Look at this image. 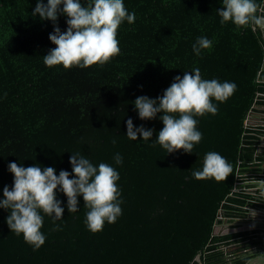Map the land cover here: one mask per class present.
<instances>
[{
	"label": "trees",
	"instance_id": "obj_1",
	"mask_svg": "<svg viewBox=\"0 0 264 264\" xmlns=\"http://www.w3.org/2000/svg\"><path fill=\"white\" fill-rule=\"evenodd\" d=\"M37 3L0 0V199L3 188L13 186L10 162L54 167L59 175L72 172L70 157L79 154L119 173L122 214L93 233L83 197L70 213L57 190L63 218L41 210L45 243L34 250L12 233L10 210L0 208V264H245L255 232L241 222L249 209H264V126L250 119L251 111L264 113L260 26L222 24L216 11L222 0H124L136 19L118 28L119 54L66 69L46 66L43 56L56 47L49 39L54 27L66 31L68 18L60 14L54 25L34 17ZM256 3L257 15L264 14V0ZM199 37L212 46L196 55ZM196 68L202 79L237 87L224 102L212 98L215 115L193 117L202 139L192 153H168L155 141L162 114L141 120L133 102L162 96L175 77ZM128 119L154 129L152 139L130 140ZM209 152L230 164L226 179L193 177ZM224 223L228 230L215 228Z\"/></svg>",
	"mask_w": 264,
	"mask_h": 264
},
{
	"label": "clouds",
	"instance_id": "obj_2",
	"mask_svg": "<svg viewBox=\"0 0 264 264\" xmlns=\"http://www.w3.org/2000/svg\"><path fill=\"white\" fill-rule=\"evenodd\" d=\"M222 5L221 9L216 10L222 18V24L231 21L237 27L249 24L264 27V14L257 15L256 0H222ZM261 12L264 13V10ZM60 14L68 18L67 30L63 32L56 25ZM32 15L56 25L54 32L49 35L56 47L43 56L45 65H63L66 69L107 63L120 51L118 28L123 21L132 24L136 19L134 12L128 13L124 0H87L86 7L81 0H47L46 4L44 0H38ZM211 46V40L199 37L193 44V51L200 55L201 49ZM236 87L233 82L202 79L200 70L196 68L192 72L184 71L182 77H175L162 96L156 99L139 96L133 103L141 120L155 119L158 114H162L159 119L163 128L155 141L168 153L179 150L192 153L194 144L202 139V133L197 130V120L193 117L205 113L215 115L218 109L212 103V98L224 102L234 94ZM126 123V136L130 140H139L141 136L144 141L152 139L154 129H146L143 125L135 127L132 119ZM115 162L122 163L119 154L115 156ZM70 163L72 172L61 170L59 175L54 167H24L16 162L8 165L14 181L11 188H3L0 208L10 210L7 217L9 228L12 233L22 234L25 242L33 245L34 250L45 243V236L41 232V210L49 216L54 215L55 219L63 218V202L57 199V190L67 197L70 213L79 210L78 198L83 197L89 209L86 225L93 233L101 231L105 221L115 223L122 214L117 187L119 173L113 167L106 163L96 167L79 154H72ZM231 171L225 158L216 152H209L205 155L202 169L194 170L193 177L197 180L214 177L220 181L226 179ZM73 173L75 178H70ZM251 215L254 217L256 213L251 212Z\"/></svg>",
	"mask_w": 264,
	"mask_h": 264
},
{
	"label": "crops",
	"instance_id": "obj_3",
	"mask_svg": "<svg viewBox=\"0 0 264 264\" xmlns=\"http://www.w3.org/2000/svg\"><path fill=\"white\" fill-rule=\"evenodd\" d=\"M253 118H255L253 120L255 123H259L260 125H261V123H264V115H261V113L254 114ZM261 146L264 147V143L261 144ZM260 186H264V183H261ZM252 210H254V209H249L244 221L241 222V227L243 229H250V230H253V231H256V230L260 231L256 227H257V222H259L260 225L264 224V217H263V215H260L261 213H264V210L261 213H259V214L255 212L256 215L254 217L251 215V211ZM223 225L225 227L224 229L229 227V225L227 223H224ZM255 233L256 234H255L253 243L250 244L251 245L250 246L251 250H256L257 248L258 249H263L264 244H259L260 243V239L259 238H261L260 232H255Z\"/></svg>",
	"mask_w": 264,
	"mask_h": 264
},
{
	"label": "water",
	"instance_id": "obj_4",
	"mask_svg": "<svg viewBox=\"0 0 264 264\" xmlns=\"http://www.w3.org/2000/svg\"><path fill=\"white\" fill-rule=\"evenodd\" d=\"M260 29H261V32H262V38H263V41H264V27H261L260 26ZM262 67L264 68V60H263V64H262ZM264 96V92L262 94ZM251 114H254V112H250V115ZM261 115H264V114H261ZM256 125H260L259 123H256ZM261 125L264 126V123H261ZM264 143V136L261 137V142L260 144H263ZM264 209H254L252 210L251 212H256V213H261ZM260 215H263L264 217V213H261ZM262 231V234L264 235V224H262L261 226V230ZM261 244H264V238L262 240H260ZM254 257L251 259V260H248L245 264H264V250H261V249H256ZM196 260H199V256L196 257Z\"/></svg>",
	"mask_w": 264,
	"mask_h": 264
},
{
	"label": "flooded vegetation",
	"instance_id": "obj_5",
	"mask_svg": "<svg viewBox=\"0 0 264 264\" xmlns=\"http://www.w3.org/2000/svg\"><path fill=\"white\" fill-rule=\"evenodd\" d=\"M259 222H257V227L256 228H258L259 230H261V226L262 225H260V223L258 224ZM256 230V229H255ZM254 232H260V234H261V238H259L260 240H262L263 238H264V235L262 234V231H258V230H256V231H254ZM256 234V233H255ZM259 244H261V242L259 243ZM261 250H263V249H261ZM256 250H250V253H249V255H251V257H249V259L248 260H251L253 257H254V255H255V253H253V252H255ZM255 258V257H254ZM247 260V261H248ZM246 261V262H247ZM245 262V263H246Z\"/></svg>",
	"mask_w": 264,
	"mask_h": 264
},
{
	"label": "rangeland",
	"instance_id": "obj_6",
	"mask_svg": "<svg viewBox=\"0 0 264 264\" xmlns=\"http://www.w3.org/2000/svg\"><path fill=\"white\" fill-rule=\"evenodd\" d=\"M253 116H254V114H253ZM253 116L250 119L254 120L255 118H253ZM215 228H217V229L220 228L223 231L225 227L222 224V225H218V226L216 225ZM226 230H228V229L226 228Z\"/></svg>",
	"mask_w": 264,
	"mask_h": 264
}]
</instances>
